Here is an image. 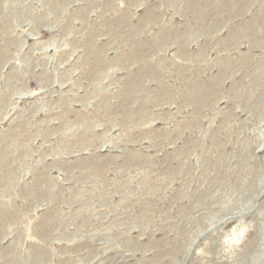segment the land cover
I'll return each mask as SVG.
<instances>
[{"label":"rangeland","instance_id":"1","mask_svg":"<svg viewBox=\"0 0 264 264\" xmlns=\"http://www.w3.org/2000/svg\"><path fill=\"white\" fill-rule=\"evenodd\" d=\"M0 264H264V0H0Z\"/></svg>","mask_w":264,"mask_h":264}]
</instances>
